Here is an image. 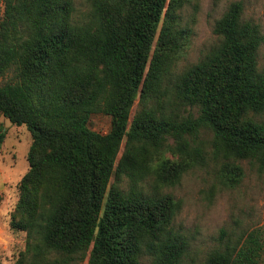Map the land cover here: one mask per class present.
<instances>
[{
	"label": "trees",
	"instance_id": "obj_1",
	"mask_svg": "<svg viewBox=\"0 0 264 264\" xmlns=\"http://www.w3.org/2000/svg\"><path fill=\"white\" fill-rule=\"evenodd\" d=\"M2 1L0 76H12L0 83V116L30 135L8 221L24 246L11 264H181L179 202L163 188L207 155L227 188L242 178L237 160L264 171L259 26L228 4L212 25L218 42L173 84L171 104L196 111L179 116L163 111L161 80L183 45L176 12L187 0H86L81 23L74 0ZM95 112L109 116L107 132L89 128ZM257 250L248 232L203 264H255Z\"/></svg>",
	"mask_w": 264,
	"mask_h": 264
},
{
	"label": "rangeland",
	"instance_id": "obj_2",
	"mask_svg": "<svg viewBox=\"0 0 264 264\" xmlns=\"http://www.w3.org/2000/svg\"><path fill=\"white\" fill-rule=\"evenodd\" d=\"M233 1L241 2L244 20L259 26L262 40L256 60L258 68L264 65V0H187L176 12L177 28L185 33L183 45L168 64L161 80V88L166 93L162 98L165 113L172 110L179 116L196 114L194 108L171 104L172 87L182 71L218 42L212 32L213 22ZM2 7L3 1L0 0V18ZM88 13L86 0H74V21H86ZM11 76L10 70L4 72L0 83L10 80ZM139 107L136 97L129 109L128 123ZM256 118L264 122V113ZM88 126L96 132L105 133L109 129V116L101 112L92 113ZM0 132H3L0 142V264H11L24 246V232L10 228L8 221L18 195L17 183L27 169L25 156L30 135L24 124H12L2 116ZM209 136L206 131L199 134L205 150H208ZM167 144H171L170 138ZM121 150L122 144L118 153ZM218 162L207 155L205 165L188 169L175 185L163 188V192L179 202L171 226L187 238L188 246L181 264H203L209 251L223 248L225 244L238 245L248 232H252L258 242L255 264H264V171H258L247 160H237L243 171L242 178L236 186L227 188L216 176ZM112 181L113 174L109 184ZM120 186L127 187L125 177L121 178ZM142 260L143 264L147 263V258Z\"/></svg>",
	"mask_w": 264,
	"mask_h": 264
}]
</instances>
